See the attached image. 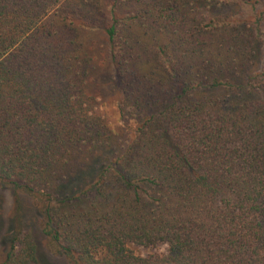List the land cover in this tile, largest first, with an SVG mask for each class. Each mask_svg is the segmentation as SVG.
Instances as JSON below:
<instances>
[{
  "label": "trees",
  "instance_id": "16d2710c",
  "mask_svg": "<svg viewBox=\"0 0 264 264\" xmlns=\"http://www.w3.org/2000/svg\"><path fill=\"white\" fill-rule=\"evenodd\" d=\"M0 181L36 220L0 264H46L34 230L71 264H264V0H0Z\"/></svg>",
  "mask_w": 264,
  "mask_h": 264
},
{
  "label": "rangeland",
  "instance_id": "374dc122",
  "mask_svg": "<svg viewBox=\"0 0 264 264\" xmlns=\"http://www.w3.org/2000/svg\"><path fill=\"white\" fill-rule=\"evenodd\" d=\"M101 1L104 3L110 0ZM249 12L248 7L243 9L245 15ZM81 37L88 47L95 64L92 75L96 84L95 88L101 97L99 100L101 111L107 117L110 127L115 131L119 124L117 112L119 91L115 80L114 66L109 55V44L100 29L86 31L81 34ZM34 213L33 202L30 196L21 191L14 190L9 184L0 181V262L6 250L7 235L11 231L12 225L16 224L15 221L19 216L25 221L24 225L28 226L30 222L33 225L34 223L36 224ZM34 235L39 256H41V259L46 264H71L68 258L53 248L49 244L48 239L38 230H34ZM136 252L145 254L147 249L136 248Z\"/></svg>",
  "mask_w": 264,
  "mask_h": 264
}]
</instances>
